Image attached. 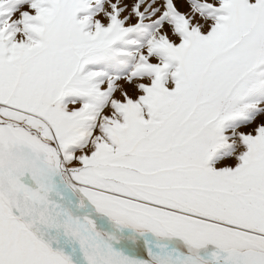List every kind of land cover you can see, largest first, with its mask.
Returning a JSON list of instances; mask_svg holds the SVG:
<instances>
[{"label":"snow or ice","instance_id":"obj_1","mask_svg":"<svg viewBox=\"0 0 264 264\" xmlns=\"http://www.w3.org/2000/svg\"><path fill=\"white\" fill-rule=\"evenodd\" d=\"M0 264H264V0H0Z\"/></svg>","mask_w":264,"mask_h":264}]
</instances>
